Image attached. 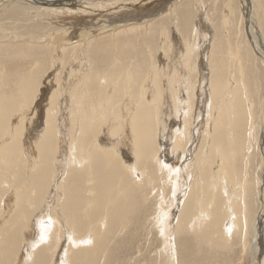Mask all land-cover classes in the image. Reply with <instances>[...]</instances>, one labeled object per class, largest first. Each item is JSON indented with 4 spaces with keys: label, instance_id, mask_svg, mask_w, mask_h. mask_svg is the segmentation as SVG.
I'll use <instances>...</instances> for the list:
<instances>
[{
    "label": "bare ground",
    "instance_id": "1",
    "mask_svg": "<svg viewBox=\"0 0 264 264\" xmlns=\"http://www.w3.org/2000/svg\"><path fill=\"white\" fill-rule=\"evenodd\" d=\"M13 1L46 6L49 21L52 22L57 20L51 13H58L59 8L67 9L65 15H69L70 12L77 14L84 4L93 6L98 2H106L108 5L113 4L112 9H116L117 3H127L119 8L121 12L114 14L115 19L110 24L113 30L118 28V24L125 25L132 20L149 25L154 17L166 14L180 19L182 26L198 31L201 62L198 63L199 67L191 63L194 46L182 38L183 32L176 29L170 37L167 29H162L159 47L162 52L167 48L171 54L169 64L164 59L157 60V52L155 56L150 55L154 49L148 45L147 51L152 60L149 64L145 62L147 66L144 71L140 65L135 64L134 70L124 65L118 73L114 72L115 69H104L101 72L97 70L91 56L93 54L90 50L94 47H91L92 42L86 43L93 30L79 27L82 24L76 21L72 28L74 30L67 38L65 30L60 26L54 28L56 31L52 33L49 26L53 23L44 22L46 26L37 20L33 22L34 25L23 33L31 40L44 38L50 41L53 37L68 43L76 37L81 41V47L88 52L72 56V62L69 58L71 63L64 74V80L57 83L56 88L53 75L45 80L49 84L40 88L32 71L23 76L18 73L17 78L11 82L17 95L0 97V194H4L6 189L7 193L9 187V190L12 189L11 194L6 195L3 205L0 202V264H100L103 256L107 259L112 237L120 227L129 228L132 213L148 200L159 179L165 183L163 192L167 186H171L169 197L163 193V203L156 222L161 228L164 244L168 243L164 251L169 255L172 249L167 258L168 264L181 262L176 240L183 235L187 239L192 234L191 241H206L213 247H232L239 234L241 237L242 234L246 236L249 217L254 216L251 215L254 210L253 207V211L250 210V200L256 198L253 179L249 178L251 183L248 179V161L256 117L253 94L245 82L244 64L239 51L227 52V57L219 59V66H213L215 31L212 30L204 1L0 0V3ZM253 1L242 0V11L249 22L253 47L258 56L264 57V35L254 27V17L260 22L262 16L254 12ZM125 6L129 8L124 9ZM13 11L19 12L20 17L25 16L26 12L22 4L20 7L15 6ZM12 13L5 14V17L9 18ZM69 17L76 19L79 16ZM223 17L230 24L229 17ZM44 28L49 32L43 33L46 30ZM107 51L105 54L109 57ZM62 52L64 49H61ZM104 52L97 53L103 55ZM108 59L105 58L106 61ZM39 64L41 62L37 60L36 65ZM193 69L200 76L199 85L198 82L194 86L191 83ZM1 81L0 84H3ZM193 87H196L195 90ZM44 101L47 102L45 105L42 104ZM202 123L205 125L204 134ZM246 125L249 127L247 131ZM262 128L261 143L264 146V124ZM199 134L203 135L201 145ZM22 137L25 138L27 159L21 147ZM188 141L191 144L186 160L190 159L191 164L197 166L192 176L191 171L189 173L190 164L186 163L182 168L180 162L185 159ZM195 153L198 156L197 162ZM50 176L54 181L58 178L52 190ZM190 177L192 184L189 183ZM41 200L37 208L35 205ZM176 213V224L174 219V223L168 224L170 215L176 221V216H173ZM34 214L35 220L31 222L30 216ZM166 224L170 229L166 228ZM252 228V250L259 248V260H262L264 210ZM192 252L196 258L197 253ZM160 255L162 257L161 252Z\"/></svg>",
    "mask_w": 264,
    "mask_h": 264
},
{
    "label": "rangeland",
    "instance_id": "2",
    "mask_svg": "<svg viewBox=\"0 0 264 264\" xmlns=\"http://www.w3.org/2000/svg\"><path fill=\"white\" fill-rule=\"evenodd\" d=\"M182 1H181L182 3H185V2L187 3L188 0H186V1L182 0ZM203 1L205 3V6H206V12H207V15L209 17L210 24L212 26V30L214 29V31H215V33H214V44H212V45H214L213 52H212L213 66H215V65L219 66V62H218L219 59L221 57H227L226 56L227 52H230L231 50L232 51H239V54H240L241 59H242V64H244L243 69H244V74H245L244 75L245 82L247 83V85L249 87V91L251 92V95L253 94L254 108L256 111L255 116L256 117H255V129H254V131H252L253 137L251 139V141H253L252 142L253 146H251L250 156H249V161H248V163L250 164V165L248 164V176L249 177L248 176L247 177H248V179L249 178L253 179V182L255 185L253 184L254 187L251 185V189H252V187L254 188L253 190L255 192L254 194H255L256 198L254 197L250 200L251 201L250 204L252 205V206L250 205V210L252 207L254 210V212H251L253 210H251L250 212H251V215L253 214L254 216H250V214H249L250 220H249V228H248V232H247V235H248L252 232V230H253L252 227H253L255 220L257 219L258 215L260 214V212H262V210H264V170L262 169L263 158H264V146L261 143L262 142V131H263L262 124H264V121H263L264 120V111H263L264 110V104H263L264 103V57L258 56V54L255 51V48L253 47L252 37L250 35L249 27H248L249 22L247 20L246 15H244V13L242 11V8H243L242 0H208V1L203 0ZM1 2H3V1H1ZM19 3L15 2V1H13L11 3H9V2L8 3H6V2L0 3V33H2V35L0 34V36H1L0 37V53H1L0 54V72H2L0 76L3 75L2 76L3 78L0 77L2 79V81H1V79H0V81L3 83V84H0L1 85L0 88L3 90V91L0 90V97H2V95H3V97L5 96L4 98L11 97V94L17 95V93L13 91L14 85L12 83L17 78L18 73L20 74V76H23V74L28 75V73L32 71V73L34 74V79L36 81V84H38L40 86V88L42 86L44 87L45 84H49V82H47L45 80H47L48 76L53 75L54 76V88H56L57 83H60L61 81L64 80V76H65L64 74L67 72V69L69 68L70 63L73 60L72 56H78V55H81L82 53L88 52V50L81 47V41H78V38H76V37H74L70 42L65 43V42L58 40V38H53V37L49 41V40L44 39V38L40 39V40H36V39L31 40L29 37H27V35L24 36L23 33L27 32L29 30V28L34 25L33 22L36 23V20L38 23H40V22H42L43 24H44V22L48 23L49 11L47 10L46 6L38 7V4H37V6H35V5H33V3H29L30 5L26 4V3H20V4ZM254 3L256 4V8H255ZM21 4H22V8H24L26 10V12L22 11V12H24L25 16L20 17L19 12H14L13 10H14L15 6L20 7ZM117 4H118V7H115L116 9H112L113 4L108 5L106 2L105 3L103 2L102 4L98 2L97 5H93V6L88 5V4H84L83 7H81L82 10L78 11L77 14L70 12L69 15H65V11H68L67 9L59 8L58 13L61 15H58V13H56V12H52L51 13L53 15L52 17L53 18L56 17L57 22L56 21H53V22L49 21V22L53 23V25L49 26V27L52 28L51 32L53 33L56 31V29H54V28H58V26H60L61 28H63L65 30L64 32H66L67 38H68V35L70 33H72V31L74 30L72 28H74L73 25L76 21L80 22L82 24V25H79V27L81 26L83 29L93 30L91 32L92 34L90 33L91 35L88 37L86 43L92 42L91 47L94 46V47H92V50H90V51L93 54V55H91L92 58L96 62L97 66L96 65L95 66L98 68L97 70L102 72V71H105L107 69H108V71L111 69H115L114 72L116 71L117 73L120 70H122L125 66H127L131 70H134L135 66H136L135 64H137V66L140 65L141 66L140 68L144 71L146 66H147V65L145 66V62H147L146 64L151 63L150 62L151 57L149 56V53L147 51L148 45H151L152 48L154 49V51L152 50L153 53H150V55L154 54V56H155V52H157L156 53L157 55L155 56V58L157 60H158V58H160V60L164 59V61L167 64H169L171 54L168 52L167 48H165L163 51L165 53H163L162 49H160L159 46L161 43V41H160L161 38L159 35H160V32L162 31V29H167L168 34L169 35L171 34L170 37H172L174 34V31L176 29L177 30L179 29L181 32H183L182 38L184 40L185 39L189 40L188 42L192 46H194V50L192 52L193 58H192L191 63H193L194 65L197 64V66L199 67V64L201 62L200 61L201 57L199 58L201 47L199 44L200 39L198 36V31H192L193 30L192 28L182 26L180 19L173 18V17L168 16V15L166 16V14H164L165 16L164 15L163 16L158 15V16L154 17L153 20H150L149 25H144L142 22L140 23L138 21L132 20L131 22H129L125 25L118 24L117 25L118 28L116 30H113L112 29L113 26L110 24H111L112 20L115 19L114 14L117 11L118 12L120 11L119 8H121L125 4L127 5V3H125V4L117 3ZM25 5H28L29 9H28V6L24 7ZM12 6H14V7L11 8ZM30 6H31V8H30ZM252 7H253L254 12H256L262 16V21H260V22L257 20L256 16L254 17V22H255L254 27L256 28V30L258 29L257 31L260 32V34L264 35V0H254L252 2ZM123 8L126 9L129 7L125 6ZM9 10L11 12H9ZM253 10H252V12H253ZM6 12L10 13V15L13 12L12 16H9V18L5 17V14H7ZM123 13H125V11H123ZM224 13H226V14H224ZM195 14H196V12H195ZM21 15H23V14H21ZM70 15H73L74 17L76 15L79 16L76 19H80L81 21L76 20L75 18H70V17L68 18V16H70ZM225 15H227L229 17L228 19L230 20V24L226 23L224 21L225 17H223V16H225ZM35 16H37V17L35 18ZM30 17H32V18L30 19ZM168 18H170L169 21L167 20ZM61 19H63V20H61ZM192 20H193L192 22H194L195 17H193ZM71 21H73V24ZM115 21H113V22H115ZM174 21H175V23H174ZM58 23H60V25H58ZM44 25L47 26V24H44ZM224 25H225V27H224ZM227 25H229V26H227ZM126 28H127V30H126ZM44 29H46V30H43V33L49 32V30L47 28H44ZM137 29H138V31H137ZM133 30H134V32H133ZM190 32H193V33H190ZM194 32H195V34H194ZM227 33H228V37H226ZM86 34L88 35V33H86ZM114 38H116V39H114ZM119 42L121 44H119ZM60 43H62V44H60ZM113 43H115V44H113ZM142 43H144V44H142ZM98 44H99V46H98ZM145 44H146V46H145ZM100 46H101V49H100ZM114 47H117V48H114ZM61 49H64V52L61 53ZM107 50H109V51H107ZM102 51H105V52L103 53V55H100L99 53L102 54ZM106 51L109 54V57H108V55L105 54ZM117 51H118V53H117ZM97 52H99V53H97ZM96 53H97V55H96ZM119 53H121L122 55H120ZM140 53L142 55H140ZM104 54L106 57L104 56ZM160 56L161 57L164 56V57L161 58ZM118 57L121 60L117 59ZM69 58H70L71 62L68 61ZM78 58H80V57H78ZM105 58L106 59L111 58V59H108V61H106ZM18 59H19V61H18ZM102 59H104V60L102 61ZM122 59H124L125 61ZM156 59H154L153 61H155ZM34 60L40 61L41 65L40 64L36 65V61H34ZM123 61L125 63H123ZM133 61H134V63H133ZM54 62H56V63H54ZM98 62H99V64H98ZM113 64H115V66ZM224 64H226V63H224ZM37 66H40V67H37ZM111 66H114V67H111ZM34 69H35V71H34ZM9 70H11V71L9 72ZM137 71H140V70L137 69ZM8 72L10 75L8 74ZM5 73H6V75H5ZM198 75H199L198 71L196 69H193L191 72V77H190V80H191V83L193 86L197 82H198L197 83L198 85L200 83L199 82L200 76L198 77ZM12 76H13V78H12ZM239 77H240V74H239ZM7 79H9L10 81ZM3 80H5L7 82H4ZM195 88L193 87L194 90H195ZM256 88H258V89H256ZM4 90H6V91H4ZM260 90H262L261 93H260ZM8 91H9V95H8ZM2 92H4V93H2ZM257 94L259 95V98L257 97L258 96ZM262 96H263V99L261 98ZM40 100H41V98H40ZM45 103H47V102L44 101L42 104L45 105ZM257 103L259 105H257ZM260 104H261V106H260ZM205 105H206V109H207V105H208L207 102ZM262 107H263V109H262ZM260 113H261V115H258ZM203 124L204 123H202V126L204 127L202 134H204L203 132L205 129V125H203ZM198 125L200 126L201 123H199ZM248 128H249L248 125H246V131L248 130ZM202 134H199V136H201V138L199 140L200 145L202 143V137H203ZM247 136H248L247 137V139H248L249 135H247ZM24 140H25V138L22 137V141H23L22 143L23 144L21 143V147H23L22 148V150H24L23 154H24L25 158L27 159V157L25 155L26 150H25ZM187 143H189V144H187L188 146H186L185 155H184L185 159L184 160L181 159L180 162L183 165L182 168L186 165V163L190 164L189 173L191 171L190 176H192L196 173L197 166H196V164L192 165L191 164L192 162L190 159L186 160V157H187L186 153L188 152V149L190 148L191 142L188 141ZM171 146H172L171 149H173L174 142L172 143ZM195 154H194V158H195V162H197L198 156H197V153H195ZM252 155L254 157L253 160H252ZM245 159H247V158H245ZM251 161L254 163H252ZM251 164H254V165H251ZM251 167H252V170H251ZM249 168H250V172H249ZM253 171H255V172H253ZM252 172H253V174H251ZM26 178L28 179L27 172H26ZM50 178H51V176L49 177V180H51L50 190H52V187H54L56 182H58L57 181L58 178L56 177L55 181L50 179ZM251 179H249L250 183H251ZM189 181H190L189 183L192 184V177H190ZM52 184H53V186H52ZM164 185H165V183H163L161 179L157 180V182L155 184V189L153 191L151 190V193L148 196V200H146L145 203L142 204L140 209H136L134 211V213H132V222L130 223L129 228L128 227L127 228L120 227L117 234L114 235V237H112V240L109 244V246L111 247L112 250L110 249V252L107 253V259H105L104 256L102 257L103 259L100 262V264H104L103 262H107L108 260H109V262L107 264H168L167 258L171 255L172 249L169 250V255H167L166 251H164V246L167 245V247H168V243L165 242V244H164L163 234L160 233L161 228H160V226L156 225L158 216H159L160 211H161L160 206H161V203H163V201H162L163 193H164L165 197L166 196L169 197L170 192H168V191L169 190L171 191V189H169L171 186L170 187L167 186L163 192V186ZM255 188H256V190H255ZM9 189H10V187L8 188L7 193L5 192L7 189L4 191V194L6 193L5 195L2 193L0 194V199H3L2 201L0 200L2 205L4 203V200L8 196V194L10 195L12 192V189L11 190H9ZM253 190H251V191H253ZM149 191H150V189L147 190V193H149ZM253 199H254V201H252ZM255 201L257 204L255 203ZM41 202H42V200L39 201L38 204L35 203L36 204L35 206L37 208L40 207ZM252 202L255 204L253 205ZM25 204H26V201H25ZM27 205H28V203H27ZM255 205H257V206H255ZM174 209H176V208H173L172 210H174ZM180 209H179L178 213L180 212ZM178 213L173 215V216H176V221H175V217H172V215H170L169 220H168V222H169L168 224L174 223V222H175L174 225L176 224L177 218H178ZM33 216H34V218H33ZM33 216H30V217H32L31 222H33L35 220V214ZM173 219H174V222H173ZM168 224H166L167 225L166 228L170 229V227H168ZM138 231H139V233H138ZM247 235L244 236L242 234V237H241V235L239 234V236H237L236 239L234 240V244L232 247H226L224 245H223L224 247L223 246H221V247L217 246L218 248H221V250L219 249V251H218L217 247H215V246L213 247L212 245H210L209 242L202 241L200 243H197L196 240L191 241V238H193L192 234L187 239L183 235V237L181 236L180 238H178L176 240L177 245L179 244V246H178L179 255H180L179 258H181L180 259L181 262H179V264H181V263L191 264L192 262H193L192 264H212V263L213 264H251V263L252 264H261V263L264 264V259L259 260V257H261L258 254V253H260V251H258L259 248H257L256 251L252 250V244H253L252 235L251 234L248 235V238H247ZM242 238H243V240H241ZM240 240H241V242H240ZM238 242L241 244H239ZM193 243L195 244L194 246H193ZM196 244L198 245L197 248H196V246H197ZM243 244H245L247 247L244 246ZM248 244H249V246H248ZM209 245H210V247H209ZM182 246H184V248H182ZM185 246L188 247L190 249V251ZM212 247H213V249H212ZM195 248H196L197 252H196ZM209 248H210V252H209ZM248 248L251 250V252H249L250 250ZM183 249H185V250H183ZM192 250L195 251V254L196 253H197V255L200 254L199 257L196 255V258H195V255L192 252ZM207 251L209 252V255H208ZM160 252L162 254V257L160 255ZM218 253H220V254H218ZM212 254H213V257H212ZM216 254H218V255L216 256ZM248 254H249V256H248ZM251 254H253V255H251ZM188 255L191 257L190 259H189ZM192 257H193V259H192ZM215 257H217V258H215ZM263 258H264V255H263ZM195 259L197 260V262H195L196 261ZM203 259H204V261H203ZM184 260H188V262L187 261L185 262ZM190 260H191V262L189 263ZM201 260H202V262H201ZM207 260H208V262H207ZM213 260L217 261L218 263L213 262ZM199 261L201 263H199Z\"/></svg>",
    "mask_w": 264,
    "mask_h": 264
}]
</instances>
